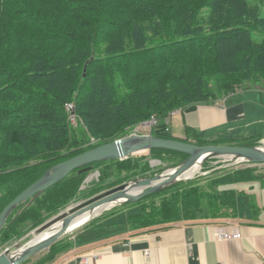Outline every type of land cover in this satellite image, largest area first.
<instances>
[{
  "label": "trees",
  "instance_id": "obj_1",
  "mask_svg": "<svg viewBox=\"0 0 264 264\" xmlns=\"http://www.w3.org/2000/svg\"><path fill=\"white\" fill-rule=\"evenodd\" d=\"M247 82L264 85V0H193L187 7L179 0H0V212L56 163L124 137L152 117V134L165 139L262 144L263 138L206 140L189 126L180 138L170 127L176 110L215 101L217 92L227 97L251 87ZM67 103L74 105L77 125ZM92 139L97 143L84 147ZM141 153L163 162L180 159L176 166L188 158L155 148L74 170L29 206L20 204L0 245L24 235L20 226L27 221L42 225L44 214L75 201L96 168L102 175L109 166L131 171L141 166ZM263 177L264 167L228 169L206 186L200 179L172 183L116 211L141 208L128 215L132 233L224 225L238 218L243 194L231 185ZM167 190L171 196L155 204Z\"/></svg>",
  "mask_w": 264,
  "mask_h": 264
},
{
  "label": "crops",
  "instance_id": "obj_2",
  "mask_svg": "<svg viewBox=\"0 0 264 264\" xmlns=\"http://www.w3.org/2000/svg\"><path fill=\"white\" fill-rule=\"evenodd\" d=\"M172 116L182 121L185 136L189 126L206 140L264 139V85L240 89ZM177 132L182 135L183 129ZM250 192L249 202L243 200L240 208L238 199V218L229 224L241 231L240 239H218L217 229L223 225L209 222L132 233L128 215L136 210L102 212L81 228L71 247L45 264H77L78 257L90 252L100 254L90 264H264V185L261 182L258 190Z\"/></svg>",
  "mask_w": 264,
  "mask_h": 264
},
{
  "label": "water",
  "instance_id": "obj_3",
  "mask_svg": "<svg viewBox=\"0 0 264 264\" xmlns=\"http://www.w3.org/2000/svg\"><path fill=\"white\" fill-rule=\"evenodd\" d=\"M155 148L169 149L185 153L188 155V158L175 169H168L160 175L153 177L131 180L94 196L85 202L72 207L69 211L59 214L32 232L35 236L46 231L50 227L59 225V229L54 235L33 244L20 255L15 254L18 248L13 250L5 249L0 253V264H21L30 256L48 247L69 231L72 220L76 216L88 211H93L106 204L137 201L148 194L154 193L175 181L184 178V173L197 165V163H202L213 158L228 157L252 163H264V144L256 146L199 145L178 139H165L153 134L132 133L112 142L98 145L53 165L37 181L8 203L0 212V237L6 222L13 212L19 208L20 204H24L26 207L29 206L41 194L60 183L74 170L89 167L95 162L125 159L131 154ZM133 186H138L140 191L130 194L128 190ZM19 212L20 210L18 211V214ZM101 213L102 212L93 218L99 216Z\"/></svg>",
  "mask_w": 264,
  "mask_h": 264
},
{
  "label": "rangeland",
  "instance_id": "obj_4",
  "mask_svg": "<svg viewBox=\"0 0 264 264\" xmlns=\"http://www.w3.org/2000/svg\"><path fill=\"white\" fill-rule=\"evenodd\" d=\"M180 4L182 5V7H187L188 3L193 1V0H179ZM194 3V2H193ZM175 4V3H174ZM173 4V5H174ZM247 84H249L250 86L253 85L252 82H247ZM211 86L214 88L217 86V80L216 79H211ZM256 86H263V84H257ZM217 95L221 98L222 94L219 92H217ZM178 117L176 116H172L171 118V122H170V126L172 128V133L176 136H180V137H184L185 136V129L183 128V124L182 121H180V119H177ZM142 124V122L140 123ZM140 124H138L137 126H135L134 128H132L131 130L128 131V135H130L133 131H135L134 129H138L139 130V134H146L147 132H149V130L144 129L142 126H140ZM75 125H77V122L75 123ZM181 129H183V134L180 135L178 134L177 131H180ZM126 134V136H127ZM95 142L94 139H92L91 143H88V145H84V147H87L89 145H93ZM264 142L261 144L263 145ZM137 159H139L141 166L138 167L137 169H132L130 171V169H121V168H116V167H108L107 170L109 171L108 173H105L102 175V172L99 171V168H96L95 170H93L89 177L87 178V180L81 185L80 187V193L78 195H76V200L71 204H69L67 207H65L63 210H61L59 213H49L44 214V217H46V222L50 221L51 219H53L54 217L58 216L59 214L69 211L72 207L85 202L86 200L97 196L103 192H106L112 188H115L117 186H120L124 183H127L131 180L134 179H141V178H148V177H153L156 175H160L161 173H163L164 171L168 170V169H175L178 166H176L177 164H179L180 159L177 158H172L170 159L168 162H163L160 159H155V158H151L149 157L148 153H141L139 155H137L136 157ZM149 160V169H145L142 167L143 164H145L147 159ZM36 163H32L30 166H33ZM176 166V167H174ZM250 168V167H264V163H252L249 161H245V160H235L231 157L228 158H213V159H209L207 161H204L202 163H200V166L198 168V172L193 174L192 177H184L182 179H179L177 181H175L174 183L178 182V183H185L191 180H197V183H199L201 186H206L207 181L211 180L214 176L220 175L223 171L228 170V169H237V168ZM103 167H101L102 169ZM131 172H135L133 174H131ZM199 173V174H198ZM263 178L258 179L254 182H237L233 185H231L232 188H235L239 191H241L243 194L240 196L239 198V208H240V204L242 203V201H247L249 202V198H250V191L252 190H258L261 186V180H263ZM250 192V193H249ZM172 191L171 190H167L164 191L163 193H160L159 195H157V197H155L154 199V203L155 204H159L163 199L168 198L169 196H171ZM152 199V198H151ZM151 199L146 200V204H150L151 203ZM152 202V203H153ZM136 203H126V202H115L112 203L107 209H105L103 211L104 215H107V213L110 212H114L117 209L122 208L125 205H129V206H134ZM133 210L137 211H141L140 207H133ZM58 214V215H57ZM97 218H89L87 219L83 224H81L80 226L73 228L69 231H67L62 237H60L59 239H57L55 242H53L52 244H50L48 247L36 252L35 254H33L32 256H30L28 259H26L24 262H22L21 264H45L47 261L50 260L51 255L54 254V252L62 250V249H67L69 247H71V244L74 241V236L76 234H78V232L81 230V228L89 223H93L95 222ZM34 221H27V223H24L20 226L21 230L23 229L24 231V235H22L20 238L16 239H11V240H7V238L5 240L2 241L1 245H0V253L2 251H4L5 249H17L23 246L28 245L30 242H32L37 235H33L32 232L37 229L38 227L41 226V224L39 226H32ZM45 222V223H46ZM232 221L228 220L227 222H225V224H230ZM44 224V223H43ZM42 224V225H43ZM33 228V230H32ZM34 238V239H33ZM32 239V241H31ZM30 241V242H29ZM28 243V244H27Z\"/></svg>",
  "mask_w": 264,
  "mask_h": 264
},
{
  "label": "built area",
  "instance_id": "obj_5",
  "mask_svg": "<svg viewBox=\"0 0 264 264\" xmlns=\"http://www.w3.org/2000/svg\"><path fill=\"white\" fill-rule=\"evenodd\" d=\"M67 111L69 113V120L72 124L77 122V115L75 112L74 105L72 103L66 104ZM176 111H182L178 109ZM157 124V119L152 117L151 119L142 122L140 126L144 129L149 130L146 134H152L154 126ZM132 133L139 134L138 129H134ZM131 133V134H132ZM217 237L220 240H231V239H240L242 237L241 231L238 228H233L229 224L223 225L217 229ZM100 254L97 252H90L88 254L81 255L77 258V264H90L93 259L99 258ZM221 264H227V262H221Z\"/></svg>",
  "mask_w": 264,
  "mask_h": 264
},
{
  "label": "bare ground",
  "instance_id": "obj_6",
  "mask_svg": "<svg viewBox=\"0 0 264 264\" xmlns=\"http://www.w3.org/2000/svg\"><path fill=\"white\" fill-rule=\"evenodd\" d=\"M200 166V163H197V165H195L193 168L189 169L186 173H184V177H192L193 174L197 173L198 172V168ZM199 174V173H198ZM140 191V188L138 186H133L131 187L128 192L130 194H133V193H136ZM118 203V202H117ZM111 204H106V205H103L101 207H98L96 209H94L93 211H88L86 213H83L81 215H78L76 216L73 220H72V223H71V227L69 230L73 229V228H76L78 226H80L81 224H83L87 219L89 218H93L94 216L98 215L100 212H103L105 209H107ZM86 223V222H85ZM59 229V225H55L53 227H50L48 228L46 231L40 233V234H37L36 238L30 242L28 245L26 246H23V247H20L18 248V250L15 252L16 255H20L22 254L23 252H25L29 247H31L33 244L39 242L40 240H43L45 238H49L51 237L52 235H54Z\"/></svg>",
  "mask_w": 264,
  "mask_h": 264
}]
</instances>
